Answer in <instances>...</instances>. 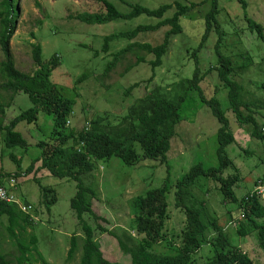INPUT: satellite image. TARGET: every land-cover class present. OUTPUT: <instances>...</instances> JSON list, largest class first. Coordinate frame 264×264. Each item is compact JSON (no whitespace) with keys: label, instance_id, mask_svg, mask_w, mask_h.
Wrapping results in <instances>:
<instances>
[{"label":"trees","instance_id":"obj_1","mask_svg":"<svg viewBox=\"0 0 264 264\" xmlns=\"http://www.w3.org/2000/svg\"><path fill=\"white\" fill-rule=\"evenodd\" d=\"M101 1L105 11L100 13H82L77 20L86 24H107L113 21L134 20L142 15L156 19V24H141L128 31H121L104 38L102 51L108 53L110 44L116 39H127L130 42L125 48L116 52L106 67V75L127 54L133 51L146 52L152 55L150 60L138 57V63H147L152 70L151 77L146 81L150 84L156 77V69L163 65V58L168 51L172 38L183 31L180 18L193 12L198 7L210 3V9L206 13L205 33L201 43L194 51L196 68L192 78L182 79L172 84V88L161 85L149 88L140 95L127 112L117 119L112 120L108 113L92 117L84 122L82 128L70 126V118L74 117L75 99L66 98L57 86L51 82L52 71L60 64V57L54 54L49 62L43 59V49L40 44H34L32 59L35 70L33 74H27L16 67V62L10 48V40L16 28L19 17V0H0V45L3 60L0 61V91L10 92L12 95L26 94L33 104L20 115L5 121L6 109L11 106L0 94V136L4 147L9 150L16 148H28L29 143L16 127L25 122L27 125L38 123L40 113L50 116L52 126L49 133H41V139L35 145L41 149L39 157L33 159L27 169H24L23 157H17L13 152L7 154L16 165V173H0V186L8 193L13 194L11 184L6 185V180H17L21 176H28L33 172L47 170L50 175L57 179H66L76 182L77 192L71 201V209L83 231L80 264H119L107 260L102 253L97 233H108L114 237L121 251L129 258L128 264H256L247 251H243L240 244H236L229 231L233 230L236 236L248 238L255 235L259 245L264 248V203L260 189L264 187V157L256 153L259 164L263 165V174L253 178V189L244 191L240 198L236 191L243 190L240 182L243 181L236 163L228 156L227 147L235 142L236 127L250 128L248 133L252 138L261 142L264 146V132L258 118L264 117V101H246L244 98V84L236 78L240 73L251 69L253 59L250 54H241L240 59L222 53L221 48L225 38L222 25L218 21L220 13V0H202L200 2H184L175 0L173 4L160 5L151 9L141 4H130L131 10L123 13L110 0ZM124 2V0H120ZM243 9L244 16L251 33L264 42L263 26L248 17V3L246 0H238ZM126 3V2H125ZM175 8L176 11L170 18H164L165 14ZM167 28L163 41L160 44L142 43L137 40L140 34L155 33ZM215 32L218 36L215 49L219 64L208 69L203 75L200 73L198 52L210 34ZM261 64V63H260ZM131 67L126 69L128 72ZM217 72L218 79L227 92V104L224 107L221 100L216 96L206 97L201 82L213 71ZM84 80L80 78L79 82ZM256 82V87L261 93H257V99L264 94V81ZM141 82H136L127 87L125 97L136 95V90ZM251 84V82H250ZM100 86L105 87L103 83ZM107 88V87H105ZM220 91L219 86L216 87ZM222 88V89H224ZM110 89L107 88V90ZM198 93L203 106L211 110L217 120V149L214 164L204 165L196 163L189 171L185 172L176 181H171L170 175L164 180L161 187L149 190L144 195L134 197L130 201L131 215L134 225L130 230H110L99 223L105 218L100 217L93 209V199H98L99 191L92 174L98 169L99 163H108L111 158L117 157L128 166H134L140 161L149 159L160 162L171 171L169 152L172 143L177 136V128L182 121L181 109L189 92ZM228 113L235 121L234 129L231 127ZM38 131L39 130V127ZM26 151V150H25ZM247 157H255L251 151L245 150ZM41 162V165L37 163ZM252 177V173L249 174ZM247 176V175H246ZM6 179V180H5ZM35 182L37 179L33 178ZM93 179V181L87 182ZM209 183L218 186L225 203H231L227 210L235 218L237 211L244 214L238 221L237 227L224 229L218 222L219 217L212 210L205 192L196 193L200 188H207ZM43 203L48 210L49 206L57 200L56 191L52 187H45L39 183ZM8 187V188H7ZM174 190L175 208L181 210L186 218L185 226L180 234L179 244L167 242L168 250L159 249L166 239V223L170 218L168 197ZM24 204L29 203L24 199ZM7 220L6 232L10 239L16 240L17 262L22 264L28 252H32L30 245H35L32 238L30 245L26 239L17 237V229L25 230V225L33 224L29 214L24 213L20 207L12 202H0V226ZM232 218V219H233ZM234 228V229H233ZM135 233V234H134ZM0 233V264H13L7 255L3 253ZM78 235L70 237L68 260L73 259L79 251ZM33 249L34 248L33 246ZM206 250L207 252H204ZM15 264V263H14Z\"/></svg>","mask_w":264,"mask_h":264},{"label":"rangeland","instance_id":"obj_2","mask_svg":"<svg viewBox=\"0 0 264 264\" xmlns=\"http://www.w3.org/2000/svg\"><path fill=\"white\" fill-rule=\"evenodd\" d=\"M117 9L123 13L131 10L130 4H141L151 9L160 5L173 4L175 0H110ZM184 2H200L202 0H183ZM248 3L247 14L264 29V0H246ZM126 2V3H125ZM19 17L16 28L10 40L16 67L27 74H33L35 67L32 59L34 44H40L43 49V59L49 62L54 54L59 55L60 64L52 71L51 82H53L62 94L69 99H75L74 117L70 118V126L82 128L84 122L100 114L108 113L111 119H117L127 112L133 102L154 86L172 88V84L182 79L192 78L196 64L193 57L194 51L198 49L202 36L205 33L204 17L210 9V3H206L193 12L180 18L183 31L172 38L168 51L163 58V65L156 69V77L150 83L146 81L151 77L152 70L147 63H138V57H145L147 60L152 55L146 52L133 51L127 54L121 63L117 64L112 71L106 75V67L112 60V55L125 48L130 42L127 39H116L110 44V51L106 54L102 51L104 38L108 35L128 31L141 24H156L158 20L142 15L134 20H118L107 24H86L77 20L82 13H100L105 11L101 1L94 0H19ZM220 13L218 21L225 33L221 48L222 53L240 59L241 54H250L253 59L252 67L247 72L240 73L237 80L244 84L246 101H264V94L257 99V93H261L256 87V82L264 81V42L251 33L243 9L238 0H220ZM176 9L169 10L164 18H170ZM167 28L155 33L140 34L139 42L160 44L163 41ZM218 36L212 32L204 43L203 48L198 52L200 73L203 75L208 69L218 62L216 54V43ZM3 53L0 45V61L3 60ZM261 63V64H260ZM131 69L126 72V69ZM215 70L209 74L200 86L203 88L206 97L216 96L225 107L227 104V92L224 84L218 79ZM80 78H84L79 82ZM3 80L0 77V84ZM107 88L100 86V83ZM141 82L135 94L125 97L124 92L128 86ZM251 82V84H250ZM223 84V86H222ZM217 86H219L217 90ZM224 88V89H222ZM4 100L11 106L6 109L5 121L14 119L21 112L32 108L30 97L26 94L12 95L10 92L0 91ZM208 97V98H210ZM182 121L177 128V136L173 140L169 152V163L171 171L167 166L155 160H143L134 166H128L120 158L113 157L108 163H99L98 169L92 174L95 176L96 187L99 191L98 199H93V209L104 220L99 223L110 230H130L134 225L131 215L130 201L139 195H144L149 190L159 188L163 185L167 175L171 181H176L196 163L211 165L217 160L216 149L217 120L213 117L211 110L203 106L199 95L195 91L189 92L186 101L181 109ZM233 115L228 113L231 127L234 129L235 121ZM36 125L20 123L16 130L21 132L28 141L29 147L9 150L4 147L0 136V173H16L17 167L7 156L13 152L17 157H23V168L27 169L31 161L41 154V149L35 145L42 138L41 133L47 134L51 130L52 119L50 116L40 113ZM264 132V117L258 118ZM39 130L38 131V128ZM246 129L236 127L235 142L227 147L228 156L236 163L241 176L244 179L240 182L243 190L237 189L236 194L242 198L244 191H251L253 183L250 182L263 174V165L259 164L256 153L264 157V146L261 142L252 138ZM26 150V151H25ZM245 150H249L255 157H247ZM41 165V162L37 163ZM252 173V177L249 175ZM247 175V176H246ZM40 181L45 187H52L56 191L57 200L49 206L50 210L43 203ZM6 180V179H5ZM93 181V179L88 180ZM11 184V189L19 205L27 199L33 209L28 213L33 224L25 225V230L17 229V237L24 238L30 245L32 238H35V245H30L32 252L26 254L27 260L22 264H80L83 231L71 209V201L76 195V182L66 179H57L50 175L47 170L33 172L28 176H21L17 180H6ZM8 188V187H7ZM208 199L212 210L217 212L219 224L226 230L231 228L232 215L227 210L231 203H225L218 186L209 183L207 188H200L196 193L202 194ZM264 200V199H263ZM170 218L166 223V239L159 249L168 250L167 242L179 244L180 234L185 226L186 218L184 213L175 208L174 190L168 197ZM12 203V202H10ZM264 203V201H263ZM229 208L231 206H228ZM236 215H239V210ZM4 224L0 226L3 253L8 258L17 262L19 255L16 240L10 239L6 232L7 220L2 219ZM234 229V228H233ZM236 244H240L243 251H247L256 264H264V248L259 245L258 239L252 235L245 240L238 238L233 230L229 231ZM78 235L79 251L71 260H68L70 248V237ZM135 234V233H134ZM97 235V240L103 256L112 263L128 264L129 258L119 248L117 240L108 233ZM34 248L36 249H33ZM204 252H207L204 250ZM12 261V263H13ZM13 263V264H14Z\"/></svg>","mask_w":264,"mask_h":264},{"label":"built area","instance_id":"obj_3","mask_svg":"<svg viewBox=\"0 0 264 264\" xmlns=\"http://www.w3.org/2000/svg\"><path fill=\"white\" fill-rule=\"evenodd\" d=\"M0 202H6V203H10V202H14L16 203L24 212H29L32 209L31 205H24L23 207H21L15 197L14 194L12 193H8L4 187L0 186Z\"/></svg>","mask_w":264,"mask_h":264},{"label":"clouds","instance_id":"obj_4","mask_svg":"<svg viewBox=\"0 0 264 264\" xmlns=\"http://www.w3.org/2000/svg\"><path fill=\"white\" fill-rule=\"evenodd\" d=\"M260 192L262 193V198L264 199V187H262L261 189H260ZM264 201V200H263ZM24 203V202H23ZM26 205H31L32 206V204H30V203H26ZM21 209V208H20ZM32 209H33V207H32ZM31 209V210H32ZM22 210V209H21ZM30 210V211H31ZM23 211V210H22ZM29 211V212H30ZM24 212V211H23ZM29 212H24V213H26V214H28ZM241 214V213H240ZM240 214L238 215V216H236L235 218H233L232 220H231V227H237L238 225H239V223H238V221H239V219H240ZM241 217H242V219H244V214H241Z\"/></svg>","mask_w":264,"mask_h":264}]
</instances>
